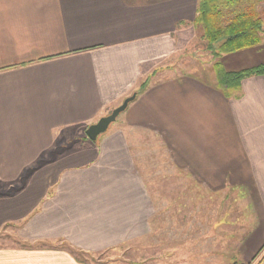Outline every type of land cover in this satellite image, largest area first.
Wrapping results in <instances>:
<instances>
[{"label": "crops", "instance_id": "obj_1", "mask_svg": "<svg viewBox=\"0 0 264 264\" xmlns=\"http://www.w3.org/2000/svg\"><path fill=\"white\" fill-rule=\"evenodd\" d=\"M199 2L0 0V231L23 240L0 247V264H88L74 254L156 233L169 213L137 154L157 145L197 185L246 192L238 264H264V75L230 94L178 67ZM263 45L222 57V71L264 66ZM134 94L98 142L86 137Z\"/></svg>", "mask_w": 264, "mask_h": 264}, {"label": "rangeland", "instance_id": "obj_2", "mask_svg": "<svg viewBox=\"0 0 264 264\" xmlns=\"http://www.w3.org/2000/svg\"><path fill=\"white\" fill-rule=\"evenodd\" d=\"M260 12L264 19V3ZM195 34L183 42L186 47L178 57V67L194 76L218 78L219 60L198 31ZM150 143L152 140L145 141L146 146ZM137 156L146 180L161 199L160 208L169 214H162L158 231L144 241L102 254L74 255L88 264H238L239 244L254 221L246 192L197 185L170 166L161 145L141 150ZM22 241L17 227L0 231V247L21 245Z\"/></svg>", "mask_w": 264, "mask_h": 264}, {"label": "trees", "instance_id": "obj_3", "mask_svg": "<svg viewBox=\"0 0 264 264\" xmlns=\"http://www.w3.org/2000/svg\"><path fill=\"white\" fill-rule=\"evenodd\" d=\"M195 30H200L202 39L208 43V50L214 58L256 48L263 43L264 19L260 5L264 0H199ZM218 80L228 93L253 75H264V66L224 73L217 65Z\"/></svg>", "mask_w": 264, "mask_h": 264}, {"label": "water", "instance_id": "obj_4", "mask_svg": "<svg viewBox=\"0 0 264 264\" xmlns=\"http://www.w3.org/2000/svg\"><path fill=\"white\" fill-rule=\"evenodd\" d=\"M136 97L137 94H134L132 97H129L124 101V103L120 107L116 108L110 115L103 117L96 124L89 126L86 130V137L93 143L98 142L99 139L109 131L111 126L117 122L120 115L127 110V108L132 102H134Z\"/></svg>", "mask_w": 264, "mask_h": 264}]
</instances>
